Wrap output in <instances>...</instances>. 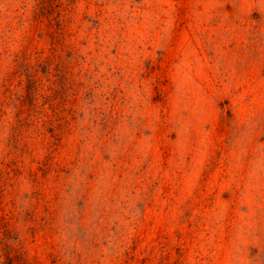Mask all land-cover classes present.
<instances>
[{
    "label": "rangeland",
    "instance_id": "rangeland-1",
    "mask_svg": "<svg viewBox=\"0 0 264 264\" xmlns=\"http://www.w3.org/2000/svg\"><path fill=\"white\" fill-rule=\"evenodd\" d=\"M0 264H264V0H0Z\"/></svg>",
    "mask_w": 264,
    "mask_h": 264
}]
</instances>
